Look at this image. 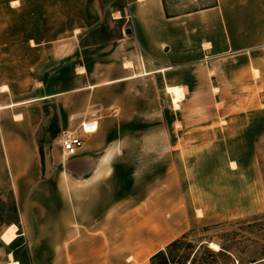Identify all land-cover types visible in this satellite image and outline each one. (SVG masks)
I'll list each match as a JSON object with an SVG mask.
<instances>
[{
  "label": "crops",
  "instance_id": "crops-1",
  "mask_svg": "<svg viewBox=\"0 0 264 264\" xmlns=\"http://www.w3.org/2000/svg\"><path fill=\"white\" fill-rule=\"evenodd\" d=\"M125 1L119 36L92 40L101 0H0V140L22 223L43 244L33 259L86 248L73 213L99 229V264L118 248L116 264H152L197 223L262 211L248 195L253 179L264 191V0L177 14L168 0ZM65 133L84 141L67 158Z\"/></svg>",
  "mask_w": 264,
  "mask_h": 264
},
{
  "label": "rangeland",
  "instance_id": "rangeland-1",
  "mask_svg": "<svg viewBox=\"0 0 264 264\" xmlns=\"http://www.w3.org/2000/svg\"><path fill=\"white\" fill-rule=\"evenodd\" d=\"M168 1L171 14L185 13L214 5V0ZM101 5L104 10V21L101 29L90 36L92 40H107L117 37L128 22L124 18L127 7L125 0H101ZM120 15L123 16L120 18ZM254 139L257 145L255 149L259 156L257 170H261L263 173L264 184V132L256 134ZM64 156L67 158L68 155ZM190 166V163L185 164L183 183L185 189L189 190L190 196L187 202L188 206L192 208L195 206L196 194L190 190L189 178L186 176L187 168L189 169ZM256 190L259 191V182L257 185L256 180L253 179V184L249 185V207L252 204H260L262 211L254 213L255 215L250 214L245 218L222 222L218 226L207 227L208 229H205L204 222L197 223L196 227H192L193 231L189 232L187 239L175 245L169 251L168 256L159 261L165 264H185L191 262L196 252L199 251L193 264H264V191ZM261 193L262 195H260ZM193 194L194 197H192ZM75 215L73 213L71 222L79 224L76 226V231L77 229L79 231L73 236L77 240L85 241L83 245L86 248L71 250L65 254L63 252L65 258L62 255L59 259L43 257L42 259H33L32 253L34 250L36 252V245L39 246L37 254H40L43 251V244L35 245L33 243L38 228L35 232L31 220H24L22 223L23 219H21L20 210L11 189L9 172L0 140V264H99V245H101L99 244V229L89 227L87 230L85 220L79 217V213L77 216ZM77 217L78 219H76ZM192 217L194 218V215ZM33 232H35L34 235ZM15 241L16 243L13 244ZM211 243L217 244L220 250L215 251L210 248ZM104 245H109L106 246V252L112 248L109 243ZM199 248L201 249L199 250ZM223 249L231 251L232 254H224L221 252ZM118 255L121 256L119 248L117 255H107L101 264H116L115 261L120 259Z\"/></svg>",
  "mask_w": 264,
  "mask_h": 264
},
{
  "label": "built area",
  "instance_id": "built-area-1",
  "mask_svg": "<svg viewBox=\"0 0 264 264\" xmlns=\"http://www.w3.org/2000/svg\"><path fill=\"white\" fill-rule=\"evenodd\" d=\"M98 130V123L89 120L82 124L81 132L85 135L96 133ZM60 144L64 153L68 156H74L83 147V138L76 133H65L60 138Z\"/></svg>",
  "mask_w": 264,
  "mask_h": 264
},
{
  "label": "trees",
  "instance_id": "trees-1",
  "mask_svg": "<svg viewBox=\"0 0 264 264\" xmlns=\"http://www.w3.org/2000/svg\"><path fill=\"white\" fill-rule=\"evenodd\" d=\"M205 229H208V228H205ZM191 232H192V231H191ZM188 234H189V233H188ZM188 234H186L185 236H183L180 240H178V241L172 243L171 245H169V246L166 248L165 251H161L160 253H158L157 255H155V256L152 258V260H151V261H152V264H165V263H163V262H160L159 260H160L161 258H163V257L168 256L169 251H170L173 247H175V245H177V244L180 243L181 241L186 240ZM17 240H18V239H17ZM17 240H16V241H17ZM16 241H15L13 244H15ZM13 244H12V245H13ZM201 248H202V247H201ZM201 248H199V250H200ZM198 252H199V251L196 252V254L194 255V257H193V259H192L191 262H187V263H185V264H193L194 260L196 259V256H197ZM221 252H223L224 254H225V253H231V254H232L231 251L226 250V249L221 250Z\"/></svg>",
  "mask_w": 264,
  "mask_h": 264
},
{
  "label": "bare ground",
  "instance_id": "bare-ground-1",
  "mask_svg": "<svg viewBox=\"0 0 264 264\" xmlns=\"http://www.w3.org/2000/svg\"><path fill=\"white\" fill-rule=\"evenodd\" d=\"M172 95H175L174 97V104L176 107L179 106V101L182 100V98L184 97L183 92H181L179 89H170ZM210 248L214 249L215 251H219L220 247L217 244L211 243L210 244Z\"/></svg>",
  "mask_w": 264,
  "mask_h": 264
},
{
  "label": "water",
  "instance_id": "water-1",
  "mask_svg": "<svg viewBox=\"0 0 264 264\" xmlns=\"http://www.w3.org/2000/svg\"><path fill=\"white\" fill-rule=\"evenodd\" d=\"M125 33H126L127 35H131V34H132V29H131V28H126V29H125Z\"/></svg>",
  "mask_w": 264,
  "mask_h": 264
}]
</instances>
